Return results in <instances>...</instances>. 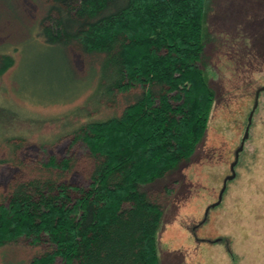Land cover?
I'll list each match as a JSON object with an SVG mask.
<instances>
[{
	"label": "trees",
	"instance_id": "1",
	"mask_svg": "<svg viewBox=\"0 0 264 264\" xmlns=\"http://www.w3.org/2000/svg\"><path fill=\"white\" fill-rule=\"evenodd\" d=\"M39 2L45 44L81 51L92 96L125 107L55 143L87 149L92 163L86 155L90 168L78 182L81 155L46 157L50 149L38 147L32 159L24 138L0 141V168L19 171L0 185V248L20 240L45 248L17 264H159L177 181L169 177L194 155L215 99L204 60L209 0ZM13 65L0 56V75Z\"/></svg>",
	"mask_w": 264,
	"mask_h": 264
},
{
	"label": "rangeland",
	"instance_id": "2",
	"mask_svg": "<svg viewBox=\"0 0 264 264\" xmlns=\"http://www.w3.org/2000/svg\"><path fill=\"white\" fill-rule=\"evenodd\" d=\"M40 5L39 0H0V56L14 58L0 75V141L24 138V157L32 159L38 147L50 149L46 157L63 158L69 150L81 155L78 182L92 163L87 149L70 148L69 139L55 143L87 122L122 112L125 103L119 99L114 109L92 96L89 61L81 51L45 44L37 31ZM205 18V70L215 99L194 155L169 177L177 181L164 208L159 264H264V92L236 177L228 181L222 202L206 214L232 173L256 91L264 86V0H209ZM6 149L0 142V158ZM18 173L1 166L0 185L5 188ZM44 249L23 240L9 243L0 248V264L31 260Z\"/></svg>",
	"mask_w": 264,
	"mask_h": 264
},
{
	"label": "water",
	"instance_id": "3",
	"mask_svg": "<svg viewBox=\"0 0 264 264\" xmlns=\"http://www.w3.org/2000/svg\"><path fill=\"white\" fill-rule=\"evenodd\" d=\"M261 92H264V86H262L261 88H259L256 92V99H255V102H254V106L250 112V115H249V118H248V124H247V127H246V130H245V134H244V137L242 139V142H241V145L240 147L236 150V153H235V160L234 162L231 164V171H232V174L227 176L225 178V181H224V185L220 191V194H219V199L217 202L213 203L211 206L208 207L207 211H206V214H208V212L210 211L211 208H214L216 206H218L222 200H223V196H224V193L227 189V184H228V181L230 180H233L235 177H236V166L239 162V157H240V153L244 150V145H245V142L246 140L249 138V132H250V127L253 123V117H254V114H255V111L256 109L258 108L259 106V97H260V93ZM219 240V239H218Z\"/></svg>",
	"mask_w": 264,
	"mask_h": 264
},
{
	"label": "flooded vegetation",
	"instance_id": "4",
	"mask_svg": "<svg viewBox=\"0 0 264 264\" xmlns=\"http://www.w3.org/2000/svg\"><path fill=\"white\" fill-rule=\"evenodd\" d=\"M256 92H257V91H256ZM261 93H262V92H261ZM261 93H260V95H261ZM255 99H256V94H255ZM259 101H260V97H259ZM231 174H232V173H231ZM231 174H229V175H231ZM229 175H228V176H229Z\"/></svg>",
	"mask_w": 264,
	"mask_h": 264
}]
</instances>
